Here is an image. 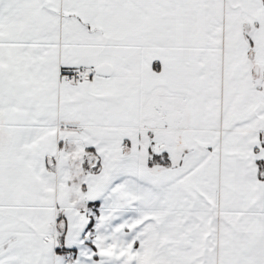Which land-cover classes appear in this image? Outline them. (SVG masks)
I'll use <instances>...</instances> for the list:
<instances>
[{"label": "snow or ice", "instance_id": "6c2138e0", "mask_svg": "<svg viewBox=\"0 0 264 264\" xmlns=\"http://www.w3.org/2000/svg\"><path fill=\"white\" fill-rule=\"evenodd\" d=\"M0 264H264V0H0Z\"/></svg>", "mask_w": 264, "mask_h": 264}]
</instances>
